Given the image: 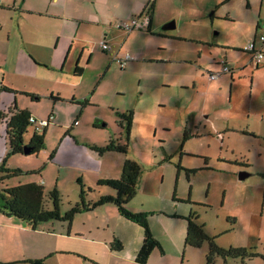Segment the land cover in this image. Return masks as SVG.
Here are the masks:
<instances>
[{
	"label": "rangeland",
	"instance_id": "1",
	"mask_svg": "<svg viewBox=\"0 0 264 264\" xmlns=\"http://www.w3.org/2000/svg\"><path fill=\"white\" fill-rule=\"evenodd\" d=\"M253 1L256 3L258 0ZM245 4L246 0H230L209 8L202 0H158L154 30L149 39L153 42L152 55L165 61L143 66L139 76L142 81L148 78L153 86L151 93L156 97L161 95L162 102L156 103L146 113L135 114L132 135L127 140L126 133H122L121 144L127 145L126 154L107 153L100 157L91 149L97 146L93 144L90 133L86 134L89 140L76 138L75 143L63 127L54 121L51 122L54 124L43 127L38 118L35 124L38 131L46 129L44 148L39 151L38 159L26 158L23 164L10 156L7 167H22V174L7 179V185L43 180L46 193L57 187L63 198L61 209L66 210L69 203L78 199L80 186L77 180L88 181L89 188L94 191L99 189L103 195L109 189L97 187L96 183L107 172L120 176L123 161L132 160L140 165L141 174L136 194L126 210L131 214L147 215L151 234L163 249V253L153 250L146 264H207L206 244L200 248L184 246L186 221L183 217L189 214V209L198 214L196 222L204 225L206 234L215 237L218 246L244 247L264 256V139L250 134L259 131L262 117L259 112L264 113V59L254 69L250 55L242 51L247 45L242 42L247 32ZM227 14L234 19H225ZM169 15L175 18H168ZM171 21L175 28L163 30V26ZM156 44L163 45L160 51L156 49ZM96 55L103 62L105 55L100 48ZM198 58L203 65L198 81L200 95L205 91H215L218 96L219 92L222 93L218 102L211 101L214 96L209 95L207 105L213 102L211 108L217 112L216 117L208 121L201 114L204 101L196 95L192 96V84L181 73V68ZM224 60L230 61L228 66L234 70V76L239 73L241 77H237L240 82L231 88L229 77L222 76L221 80L227 82L223 90H218L215 85L219 84V80H209L208 72L213 69L214 61L221 63ZM116 68L119 72L122 70L119 66ZM89 72L92 73L88 76L95 77L103 76L107 71L103 68L89 69ZM184 72L189 78L193 77L190 70ZM135 76L133 93L138 90V74ZM104 78V84L97 92L98 103H92L100 107L91 113H100L99 117L105 120L99 121V126L109 123L104 129L112 134L117 131L114 127L117 125L114 123L116 115L113 110L110 111L108 104L110 101L119 104L125 100L116 96V89L120 86L119 74L109 71ZM159 79L164 83L154 85ZM142 81L140 86L143 87ZM122 84V89L128 85L124 80ZM183 84L191 89L185 90L187 86ZM2 85L6 86L0 82V88ZM147 91H137L141 92L140 98L145 102L150 97L149 89ZM12 97L8 92L0 91V110L10 105ZM134 102L132 98V105ZM188 108L195 114L194 120L188 115ZM185 126L191 135L187 140L182 138ZM219 131L221 136L216 138ZM3 132L4 126H0V145L4 142ZM33 132V126H29L24 134L26 141ZM6 154L0 158V166ZM164 155L169 158L161 162ZM41 164L44 165L40 167ZM177 166L181 169L178 170ZM32 168H39L40 172H24ZM97 169L102 171V176L97 174ZM240 172L251 175L240 181ZM88 195L91 198L96 196L88 192L86 198ZM95 210L96 214L89 220L82 215L75 216L81 217L79 222H85L86 228H95L90 234L91 243L75 237L51 238L54 235H44L48 234L46 229L67 233V224L45 223L31 229L38 231L36 235L31 234L33 238H39L42 249H51L46 256L48 264H138L133 255L142 242V228L121 214L116 219L105 210ZM114 237L121 243L122 250L112 249ZM31 249L35 252L38 247L32 244ZM19 264L30 263L23 261ZM212 264H264V259L255 257L242 262L241 259L223 260L217 257L213 258Z\"/></svg>",
	"mask_w": 264,
	"mask_h": 264
},
{
	"label": "crops",
	"instance_id": "2",
	"mask_svg": "<svg viewBox=\"0 0 264 264\" xmlns=\"http://www.w3.org/2000/svg\"><path fill=\"white\" fill-rule=\"evenodd\" d=\"M229 1L230 0H202L209 8H214L218 6L219 3L225 4ZM0 2L2 4L0 6V82L6 84V86H1L0 91L8 92L10 95H13L11 103L7 108L15 106L19 110L28 112L29 115L36 120L38 118L40 120H46L50 116H53L52 121L67 130L66 134L71 136L69 138H72L75 143L76 138H85L89 140L90 138H88L86 134L90 133L93 144L99 148L110 141L122 142V133L124 134L125 127L124 125L121 126L118 124L119 119L117 121V114L132 112L133 117L130 133L126 137L128 140L132 135L135 114L137 112L146 113L148 110L152 109L156 103L161 104V95L159 97L153 96L151 93L153 86L148 78H144L145 80L142 81V77L139 76V74L142 75L140 70L143 69V66L150 63L162 62L163 60L158 59L161 57L152 55L151 47L153 42L149 39V35H151V32L154 30V19L156 17L158 0H0ZM151 4H153V13L151 19H149L148 10ZM245 7L247 10L245 19L247 32L242 42L248 44L256 40L257 36H259L264 28V0H258L256 3L253 0H246ZM144 16H146L148 20V25L145 27V30H134L130 33H126L116 27L117 24L132 17H140V21H142ZM168 18H175V16L169 15ZM225 19L232 20L234 17L227 14ZM100 41H105L113 47V52L111 53L101 50L102 54L106 56H104L103 62L98 59L97 55L99 54L96 55L97 50L100 48ZM162 46L163 45L160 44L155 45L156 49L159 51ZM126 54L132 56L133 59L129 61L124 68H121L122 70L119 72L116 68L119 65L113 60V57L116 55V57L120 59ZM245 54L249 53L245 52ZM249 55L251 62V54ZM137 56H139V58ZM224 61L227 66L230 64V61ZM202 66V61L198 58L197 61L181 68V73L186 78V81H190L192 84V96L196 95V98L200 97L204 101L205 104L201 105V114L204 116L203 119L208 121L211 120L210 118L216 117L217 110L211 108L213 102L207 105V99L209 95H211L214 96L211 101L214 99L218 102L222 98V93L219 92L220 94L218 96V94H215V91H205L200 95L198 81ZM103 68L107 71L105 72L106 75L109 71H114L119 74L120 86L119 89H116L117 91L115 90L118 93L116 96L121 97L122 101L125 100L119 104H116L115 101L112 103L110 101L108 104V106L111 107L110 111L113 110L116 115L114 123L116 122L115 124L117 125L114 127L117 131L114 130L112 134L108 131L106 132L104 129L109 123L107 126H99V121L105 120L99 117L100 113H91L93 109L100 107L92 105V103H98L97 92L100 86L104 84L105 73L103 76L95 75V77H90L88 75L92 72H89V69L100 70ZM212 68L213 69L209 72L219 70L220 62L214 61ZM133 69H136V71L132 72ZM188 70L192 72V78H189L184 72ZM178 71H180V69ZM95 73H99V71H95ZM135 74H138L137 89L141 92L145 90L147 93L149 89L150 97L146 102L140 98L141 92H137L138 90H136L135 93H133L132 89H134ZM234 74L221 75L217 79L219 80V84L215 85V89L223 90V86L227 81L221 80L222 76L229 77L230 86L233 88L234 84L240 82V79L237 77H241L240 75L238 76L239 73L236 77ZM5 80L7 83H5ZM123 80L128 83L125 89H122ZM141 81L143 87L140 86ZM130 83L133 85H130ZM162 83H164V81L159 79V82L156 81L155 84H153L157 86ZM183 86H187L185 90L191 89L186 84H183ZM3 88H7V90ZM252 88L253 78L251 83V89ZM24 94L26 95L24 96ZM132 98L135 101L133 105L131 103ZM142 102L145 103L141 104ZM220 103L222 102H219V104ZM114 104H116V106ZM41 105L43 107L42 109H40ZM190 111L191 109L188 108V115H191L194 120L195 114ZM259 114L262 115L259 131H252L250 134L257 138L264 139V113L259 112ZM82 118H84L83 124H81ZM51 122L50 124H54ZM75 122H77L76 125ZM118 128L121 131L120 133H118ZM156 131L157 129L154 135H156ZM185 132L188 133L186 139L184 138ZM190 136L185 126L182 134L183 140L189 139ZM220 136L221 133L219 131L216 133V138H220ZM2 139L4 142L0 145L1 159L4 154L7 153L4 132ZM26 142L25 140V143ZM107 153L115 152H106L101 155L97 154L103 157L102 155ZM13 156L16 158V162L23 164L26 158L38 159L39 152L29 156L25 154ZM167 156L164 155L163 159H160L161 162L165 161ZM89 159L93 160V158ZM42 165L44 164H41L40 167H42ZM15 168H20L21 170L22 167ZM39 168L26 169L24 172H40ZM96 172H98L97 174L100 176L103 174L102 171L98 169ZM41 176L42 175H40V177ZM119 177L120 176L110 175V173L107 172L102 178L117 179ZM30 182H36L42 185L45 184L43 180H27L18 182L17 184ZM84 183L82 182L87 188L91 186L88 181ZM5 184L7 185L6 180ZM55 188L57 189V187ZM93 194L96 196L90 197L92 201L95 200L97 196H102L99 189L96 191L93 190ZM112 194L111 190H107L103 195ZM77 200L78 199H76V201ZM95 209L93 210H105L111 217H115L116 219L120 218L116 208L110 204L96 207ZM93 210L78 215H82L81 217L89 220L92 215L96 214ZM80 216H78L79 218H73L67 233H58L53 229H46L45 232L48 234L44 235H54L51 238H62L67 236V239H71L75 237L80 238L83 242L91 243L90 234L95 228L93 226L86 228L85 222H79L81 220ZM51 226H54V224H51ZM85 230H87L86 233H84ZM32 232L33 231L22 222L0 213V264H19L25 260L31 259H45L46 264H48L46 256L51 252V249H42V244L38 240L39 238H33ZM37 232L38 231H34V235H36ZM39 232L41 233V231ZM32 244L37 245V251L32 252ZM136 252H134L135 255ZM135 255H133L134 260Z\"/></svg>",
	"mask_w": 264,
	"mask_h": 264
},
{
	"label": "trees",
	"instance_id": "3",
	"mask_svg": "<svg viewBox=\"0 0 264 264\" xmlns=\"http://www.w3.org/2000/svg\"><path fill=\"white\" fill-rule=\"evenodd\" d=\"M153 13V4L149 6L148 17L151 19ZM7 90V88H3ZM31 116L24 110H19L15 106L5 110H0V126H4V139L8 146V153L0 166V213L7 217L14 218L30 229H37L40 224L54 223L67 224L70 229L73 218L83 212H88L96 207L110 204L114 206L118 213L124 218L136 223L143 231V239L141 245L136 252L135 262L138 264H146L152 251L158 249L163 253L160 243L151 234L145 214H131L126 210V206L131 202L136 194L137 182L141 174L140 165L132 160H124L122 164L121 175L117 179H101L97 182V186H104L111 190L112 195L97 196L95 200H90L87 193H93L91 188L85 189V186L80 180V190L78 200L74 203H69L68 209H61L63 198L59 191L54 188L51 191L45 192L42 184L36 182L17 184L8 186L5 180L22 174L20 169H9L7 167V159L12 155L23 154V147L29 149V155H34L44 148L45 132L34 129L30 139L25 143L24 134L29 126L34 125L29 122ZM119 119L118 124L124 125L126 137L130 133L132 123V112L117 114ZM184 138H187V133H184ZM99 155L106 152H115L126 154L127 145L110 141L103 147L91 148ZM169 157L167 156L165 160ZM178 170L181 169L177 166ZM188 203H191L189 200ZM198 214L189 209V214L183 219L186 221V231L184 238V246L191 248H200L207 245V264H212L213 258L225 259H241L242 262L255 257L264 259V256L257 252H251L244 247H228L223 248L215 243V237L206 234L204 225L196 222ZM113 250H122L121 243L114 238ZM30 264H46L45 259L25 260Z\"/></svg>",
	"mask_w": 264,
	"mask_h": 264
},
{
	"label": "built area",
	"instance_id": "4",
	"mask_svg": "<svg viewBox=\"0 0 264 264\" xmlns=\"http://www.w3.org/2000/svg\"><path fill=\"white\" fill-rule=\"evenodd\" d=\"M1 2H0V6H1ZM148 25V20L147 17L144 16L143 20L140 21V17H132L128 20H125L119 24L116 25V27L126 33H130L134 30H141V29H145V27ZM258 42V44H257ZM99 47L101 48V50L103 52H107V53H111L113 52V47L111 45H109L108 43H106L105 41H100L99 42ZM263 48H264V28L262 29L261 33L259 34L258 39L251 41L250 43H248L246 46L243 47V51L244 52H248L250 54H252V62L255 66H258L262 60L264 59V52H263ZM133 59L132 56H130L129 54L124 55L122 58L118 59L116 57V55L113 57V60L116 61L119 65L120 68H124L125 65L131 61ZM229 72V68L225 65H222L220 67V69L214 73H211L209 75V79L212 80H216L219 75L223 74V73H227ZM53 120V116H50L48 119L46 120H41V125L43 127H46L51 121ZM29 122L32 123L34 125V129L37 130L38 128L35 126V124L37 123V120L33 117L29 118ZM77 124V122H75V125Z\"/></svg>",
	"mask_w": 264,
	"mask_h": 264
},
{
	"label": "water",
	"instance_id": "5",
	"mask_svg": "<svg viewBox=\"0 0 264 264\" xmlns=\"http://www.w3.org/2000/svg\"><path fill=\"white\" fill-rule=\"evenodd\" d=\"M175 28V24H174V22L173 21H171V22H169V23H167V24H165L164 26H163V30H171V29H174ZM29 153V149L26 147V146H24L23 147V154H25V155H27ZM249 173H247V172H240L239 174H238V180H244V179H246L247 177H249Z\"/></svg>",
	"mask_w": 264,
	"mask_h": 264
},
{
	"label": "flooded vegetation",
	"instance_id": "6",
	"mask_svg": "<svg viewBox=\"0 0 264 264\" xmlns=\"http://www.w3.org/2000/svg\"><path fill=\"white\" fill-rule=\"evenodd\" d=\"M247 53H248V52H247ZM249 54H250V53H249ZM251 62H252V54H251ZM252 64H253V62H252ZM222 65L227 66L226 63H225L224 61L220 63V67H221ZM259 65H260V64H259ZM259 65H258V66H255V65L253 64V68H254V69H257V68L259 67ZM227 67L229 68V72H227V73H223V74H230V75H233V74H234V70L231 69L229 66H227ZM219 69H220V68H219ZM217 71H218V70H217ZM214 72H216V71H214ZM214 72H209V73H208V77H209V75H210L211 73H214ZM223 74H221V75H223ZM221 75H219V77H220ZM219 77H218V78H219ZM218 78H217V79H218ZM208 79H209V78H208ZM217 79H216V80H217ZM209 80H210V79H209ZM186 133H187V132H186ZM187 134H188V133H187Z\"/></svg>",
	"mask_w": 264,
	"mask_h": 264
}]
</instances>
